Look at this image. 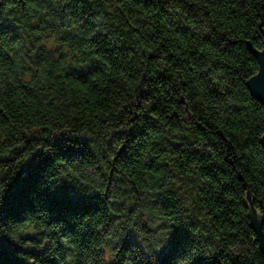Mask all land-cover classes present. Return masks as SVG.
I'll use <instances>...</instances> for the list:
<instances>
[{
	"label": "trees",
	"instance_id": "obj_1",
	"mask_svg": "<svg viewBox=\"0 0 264 264\" xmlns=\"http://www.w3.org/2000/svg\"><path fill=\"white\" fill-rule=\"evenodd\" d=\"M261 27L264 0H0V264H264Z\"/></svg>",
	"mask_w": 264,
	"mask_h": 264
},
{
	"label": "water",
	"instance_id": "obj_2",
	"mask_svg": "<svg viewBox=\"0 0 264 264\" xmlns=\"http://www.w3.org/2000/svg\"><path fill=\"white\" fill-rule=\"evenodd\" d=\"M261 28L264 34V29L263 27ZM246 41L253 50L254 54L257 55L258 61L260 63V71L257 73V75L251 76L247 80V84L250 86L252 94L264 104V48L262 51H258L257 49L251 46V43L248 40ZM261 139L264 145V134ZM246 187L247 192L244 193L245 203L250 209L251 225L255 228L258 234V238H256L255 240L260 241L261 248L264 251V233L262 231L264 216L258 214L257 210L253 207L252 202L255 199V196H253L252 193L249 191L247 183Z\"/></svg>",
	"mask_w": 264,
	"mask_h": 264
}]
</instances>
